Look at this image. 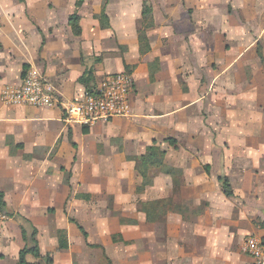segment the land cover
<instances>
[{
    "label": "crops",
    "instance_id": "obj_1",
    "mask_svg": "<svg viewBox=\"0 0 264 264\" xmlns=\"http://www.w3.org/2000/svg\"><path fill=\"white\" fill-rule=\"evenodd\" d=\"M40 1L43 16L38 12ZM47 1L33 0L22 10L0 14V191L4 211L9 213L0 236L6 240V232L12 231L16 239L14 250H7L10 254L0 258V264H17L26 246L16 216L37 230L41 257L28 255L27 259L50 264V256L54 261L46 237L55 233L53 248L57 249L61 237L69 240L67 230L73 221L52 227L50 209L63 207L74 184H82L75 192L83 200L97 194L91 183H98L102 192L115 191L112 185L126 182L125 171L136 168L134 158L155 143L167 151L165 163L177 170L176 174L159 171L141 197L143 210L153 205L159 216H165L163 229L169 238L160 251L164 264H249L242 241L251 232L264 237V149L246 140L257 135L252 132L258 128L254 122L264 121V85L257 79L264 78V56L262 49L258 51L259 41H264L263 12L243 22L223 15L222 4L213 8L209 3L200 13L194 5L171 0L173 7L165 14L159 10L157 15L153 7L154 25L147 29L150 50L142 53L138 31L143 3L136 13L127 6L114 19L110 14L101 16V4L87 6L85 0L78 9L83 30L76 35L69 25L76 2L71 0L64 8L62 0H54L51 8ZM191 8L193 15L188 14ZM248 65L252 79L244 80L240 72ZM25 66L38 70L65 100L84 97L87 89L79 79L87 70L93 71L92 81L128 73L135 86L131 114L85 132L83 126L66 122L59 106L7 104L2 91L21 85ZM247 103L254 106L243 111ZM231 104L238 110L231 112ZM98 141H103L102 149ZM222 178L232 185L230 197L223 192ZM187 188L195 204L206 203L202 211L191 208L193 236L202 244L192 255L179 243V229L188 225L181 209L182 189ZM247 199L253 201L251 221L246 216ZM154 223L160 222L146 218L141 222L143 228ZM241 235L237 250L234 241ZM68 247L69 243L64 248ZM145 255L150 252L145 251L142 259ZM171 256H175L173 263Z\"/></svg>",
    "mask_w": 264,
    "mask_h": 264
},
{
    "label": "rangeland",
    "instance_id": "obj_2",
    "mask_svg": "<svg viewBox=\"0 0 264 264\" xmlns=\"http://www.w3.org/2000/svg\"><path fill=\"white\" fill-rule=\"evenodd\" d=\"M33 0H0V14L8 15L5 11L8 10H22L24 4ZM54 0H48L47 4L54 8ZM61 1V0H60ZM71 0H62V5L64 8H67ZM74 3L77 0H73ZM87 6H94L101 4V15H111L114 19L120 17L122 12L126 10L127 6L133 13H136L144 0H86ZM150 2L152 7H156L157 15H159V10L161 13L167 11L168 7H173L169 1L171 0H147ZM178 3H187V5H194L200 13L205 10V6H208L209 3H212L215 7L217 4H222V9H218V12H222L223 15H230L231 17L238 18L240 21L246 22L250 21L256 17H259V14L263 12L264 14V0H175ZM38 5V12L43 16L42 9L45 8L43 1H40ZM197 2V4H195ZM225 3V5H224ZM76 4V3H75ZM180 6L182 4H179ZM162 7V8H161ZM189 8V6H187ZM210 7V6H209ZM217 7V6H216ZM69 8V7H68ZM192 9V8H191ZM78 9H75L77 11ZM65 12L67 10L65 9ZM73 12V13H74ZM79 12V10H78ZM88 14V13H87ZM99 13L95 14L98 15ZM189 15H193L194 11L192 9ZM94 15V14H93ZM228 49H231L230 46H227ZM262 49L264 56V41L260 40L258 43V51ZM255 63L258 64V59L255 58ZM264 63V58L261 60ZM252 65V64H249ZM247 67V70L240 72V78L252 79L251 66ZM243 69V68H242ZM244 70V69H243ZM263 76V75H262ZM257 76V79L262 81L264 85V78ZM99 81V79L95 80ZM243 104V103H242ZM254 106L253 103H247L245 105V110L249 111ZM259 106V104H258ZM264 108V103H262ZM244 108V107H243ZM259 108V107H258ZM238 110L237 105L231 104L230 111ZM263 112V109H259ZM216 113V112H215ZM217 114V113H216ZM258 128H253L257 135L247 138V142L251 145L255 144L261 146L264 149V121L256 120L254 122ZM94 140H91L93 143ZM103 143V141H101ZM98 143V149H102L104 143ZM233 143L232 141H230ZM164 147H169L168 144H164ZM264 154V153H262ZM260 154L261 157L263 155ZM136 165V164H135ZM125 175L127 176V181L120 183L115 186L112 185L116 190L113 192H104L101 191V187L98 183H91L90 188L96 189L97 194L95 196L91 195L86 198V200L80 199V192L77 194L76 191H79L78 185L74 184L76 188L72 187V192L70 199L59 208H51L49 213L52 217L53 224L52 227H59L62 225H67V221L74 219L79 224H81L85 230L88 232V238L84 239L82 233L77 228L75 223L70 222L69 228L67 230L68 239L61 237L60 239H65L67 241V246L69 243L68 249H62L58 246L57 249H54V234L51 237H46V245L53 252L54 261L55 258L56 264H164V256L160 253L163 250L164 240H168L167 232L165 233L163 229V221L165 216L158 215L156 212L157 208H151L147 205L146 210H143L144 202H141V197H143L142 192L140 191L141 177L138 175L136 168L134 170H126ZM183 180V179H182ZM191 189H182V213L184 220L187 222V227L183 230V226L179 229V243L187 251L189 255L197 253L202 246L201 239L193 236V230L195 228V217L192 214H195L192 210L202 211L206 207V203L202 201L199 205L195 204L194 200H190L189 197ZM192 191V190H191ZM127 193V194H124ZM195 193V191H193ZM252 193V192H251ZM83 196V195H82ZM153 196V195H151ZM150 196V197H151ZM79 197V198H78ZM164 205L166 200L163 201ZM235 203V200H232ZM252 200L247 199L245 202L246 216L249 221L252 220L253 215V205ZM232 203V205H233ZM237 204V203H236ZM158 206V205H157ZM229 206L231 204L229 203ZM145 211V213L143 212ZM5 212V211H4ZM9 215V213H7ZM146 215V216H145ZM249 216H251L249 218ZM146 218L147 222H157L159 224L147 225L142 227V220ZM14 220L21 222V228L24 227L28 235H32L34 232L32 223L26 221L20 216L13 217ZM260 222H256L255 225H258ZM5 223L1 224L0 227H3ZM137 225V226H136ZM5 229V228H2ZM6 232V240H2L0 236V258H6V255H9L10 251L14 250L16 246V239L14 238L13 233ZM1 234V233H0ZM244 235V234H243ZM241 235L234 245L236 249H239ZM248 235H257L256 232H251ZM39 236V234H38ZM166 239H164V237ZM260 237V236H259ZM263 238V237H261ZM200 239V240H199ZM45 240V239H44ZM243 242V241H242ZM169 244V243H168ZM242 245V244H241ZM145 251H149L150 255H145V259H142V254ZM55 254V255H54ZM176 256V255H175ZM175 256H171L170 261L173 263ZM9 257V256H8ZM149 257L151 260H149ZM8 262H11V259H7ZM54 261H50V264H53ZM44 264H47L43 260Z\"/></svg>",
    "mask_w": 264,
    "mask_h": 264
},
{
    "label": "built area",
    "instance_id": "obj_3",
    "mask_svg": "<svg viewBox=\"0 0 264 264\" xmlns=\"http://www.w3.org/2000/svg\"><path fill=\"white\" fill-rule=\"evenodd\" d=\"M132 75L122 72L105 75L93 81L79 100H65L56 86L38 70L29 69L21 85L7 86L2 91L4 102L11 105L62 108L64 119L83 127H94L118 117L131 114L130 96L134 90ZM9 220L6 212L0 210V224ZM249 264H264V240L257 235H247L241 246Z\"/></svg>",
    "mask_w": 264,
    "mask_h": 264
},
{
    "label": "trees",
    "instance_id": "obj_4",
    "mask_svg": "<svg viewBox=\"0 0 264 264\" xmlns=\"http://www.w3.org/2000/svg\"><path fill=\"white\" fill-rule=\"evenodd\" d=\"M85 0H77L76 1V7L79 9ZM105 18H107V15H101ZM69 25L71 26V29L74 34L80 35L82 33V26H81V16L78 13V10L72 13L69 16ZM154 25L153 22V7L147 0L143 1V8H142V20H141V27L139 28V42H140V50L142 53L148 52L150 50V45L148 42V36H147V29L152 27ZM28 68L25 66L23 75L26 73ZM93 71L87 70L83 76L79 79V81L85 85V88L88 89L90 84L93 82ZM85 132L89 127H84ZM167 141L172 145L175 144V140L173 138L167 139ZM167 151L162 149L160 146L151 145L148 147L147 152L139 157H135L134 161L136 164V169L138 173L142 177V183L139 187L140 191H144L146 187L150 184L151 179L160 171L165 172L169 174H176V169L173 167L168 166L165 163V157H166ZM222 187L223 192L226 196L230 197L234 194L232 185L228 178H222ZM5 200H4V193L0 191V210H5ZM74 223L78 226L79 230L83 233L85 238H88V232L85 230V228L79 224L77 221L72 219ZM22 236L24 241L26 242V246L20 250L19 252V259L17 264H41V262H30L27 259L28 255H32L35 259H39L41 257L40 253V247L37 239V230L34 229V232L32 235H28L26 229L22 227ZM264 240V237H263ZM59 246L61 248H64L67 246V241L65 239L59 240ZM51 257H47V261L50 263Z\"/></svg>",
    "mask_w": 264,
    "mask_h": 264
}]
</instances>
